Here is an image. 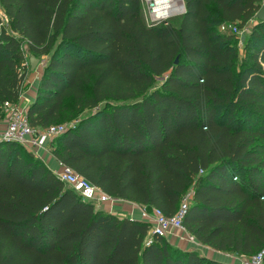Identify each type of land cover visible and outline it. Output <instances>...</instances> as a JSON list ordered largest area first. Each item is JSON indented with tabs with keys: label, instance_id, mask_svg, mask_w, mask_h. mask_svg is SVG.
Segmentation results:
<instances>
[{
	"label": "trees",
	"instance_id": "16d2710c",
	"mask_svg": "<svg viewBox=\"0 0 264 264\" xmlns=\"http://www.w3.org/2000/svg\"><path fill=\"white\" fill-rule=\"evenodd\" d=\"M143 1L0 0L12 30L0 20V121L21 101L26 41L49 56L30 125L74 121L49 145L62 165L168 217L192 190L189 235L255 256L264 251V0H184L178 27L147 24ZM250 22L242 53L221 26ZM151 230L85 201L34 151L0 139V264H225Z\"/></svg>",
	"mask_w": 264,
	"mask_h": 264
},
{
	"label": "built area",
	"instance_id": "2783aa9c",
	"mask_svg": "<svg viewBox=\"0 0 264 264\" xmlns=\"http://www.w3.org/2000/svg\"><path fill=\"white\" fill-rule=\"evenodd\" d=\"M221 30L230 31L241 36L245 33L246 28L240 29L235 24L224 23L221 26ZM6 107L7 115L5 118V127L0 129V139L20 143L34 151L41 159L46 161V157L50 152L49 145L51 140L64 133L67 130L68 124L54 125L44 129L34 128L29 123L27 107L21 109L18 105L11 103H7ZM54 172L80 197L85 201L94 203L96 206L121 201L120 199L112 198L68 166L62 165L59 170H55ZM234 180L236 181L237 178L235 177ZM192 196L193 191L191 190L183 198V201L174 216H165L159 209H153L149 214L144 213V216L146 217L145 220L152 224L151 233L166 236L174 230L187 232L183 225V219L190 206ZM191 241L194 242L196 239L191 236ZM242 264H264V251L255 256L249 257L247 260L243 261Z\"/></svg>",
	"mask_w": 264,
	"mask_h": 264
},
{
	"label": "crops",
	"instance_id": "0c3cea01",
	"mask_svg": "<svg viewBox=\"0 0 264 264\" xmlns=\"http://www.w3.org/2000/svg\"><path fill=\"white\" fill-rule=\"evenodd\" d=\"M43 73L44 70L40 72L38 80L35 82V85H33L36 86L35 88L36 90L30 93L28 96L27 94L25 95L22 94L21 96V100L26 97L25 100L26 103H28L27 104L28 106L32 101H34L37 95L38 86ZM3 127H5V119L0 121V129H2ZM45 162L53 171L59 170L62 167V164L51 154V152H49V154L47 155ZM96 207L103 209L107 212H110L112 214H116L123 217L127 216L131 219L141 220V221H146L145 220L146 217L144 216V213L149 214L153 210L127 200L111 202ZM166 237L168 238L169 242L176 247H179L186 251H196L201 256H204L208 259L214 260L219 263L242 264L243 261L249 258V256H245V255L241 256L231 252L218 251L210 246L203 245L197 241L192 242L189 233L184 231L174 230L171 233H169V235H166Z\"/></svg>",
	"mask_w": 264,
	"mask_h": 264
},
{
	"label": "rangeland",
	"instance_id": "374dc122",
	"mask_svg": "<svg viewBox=\"0 0 264 264\" xmlns=\"http://www.w3.org/2000/svg\"><path fill=\"white\" fill-rule=\"evenodd\" d=\"M156 0H144L143 1V15H144V18L147 22V24H152L154 22H158V21H161V20H165V21H168L170 23H172L174 26H179L180 25V22L182 20V17L185 13V3H184V0H178L177 3L179 2V13L177 14H173L167 18H164V19H159L158 17H156L155 15H153L152 11L154 9V3H155ZM182 4L184 6V9H182ZM0 20L2 22V26H4L5 28H7V30L9 32H12L11 30V27L9 26V20H8V17L6 16V14L4 13V11L0 10ZM254 25V22H250L248 24V26H246V31L243 35L241 36H238V40H239V43H238V47H239V50L243 53L244 49H245V45L248 41V38H249V34L251 32V29H252V26ZM18 38H20L19 35H17ZM22 46L26 52V55H27V59H28V65H29V70H28V74H27V79H26V83H25V86H24V89H23V94H27V96L34 92L36 89V86H33L35 85V82L38 80V77H39V74L40 72H42L46 66V64L48 63V60H49V56H39V64L38 66L32 70V64H31V56H33V54L29 51V45L26 41H23L22 42ZM163 77H156V81H155V84L151 87V91L156 89V88H159L160 86V83L163 81ZM26 98V97H25ZM25 98H23L20 103L18 104V106L21 108V109H25L26 107L28 108V103H26V100ZM87 113H89V111L85 112L83 115H86ZM6 115H7V111H6ZM82 115V116H83ZM6 118V116L4 117V119ZM67 124H72L74 123V121H70V122H66ZM169 235V234H167Z\"/></svg>",
	"mask_w": 264,
	"mask_h": 264
},
{
	"label": "bare ground",
	"instance_id": "6f19581e",
	"mask_svg": "<svg viewBox=\"0 0 264 264\" xmlns=\"http://www.w3.org/2000/svg\"><path fill=\"white\" fill-rule=\"evenodd\" d=\"M177 1L178 0H156L152 11L153 15L159 19H164L173 14L179 13V2L177 3ZM182 9H184L183 4Z\"/></svg>",
	"mask_w": 264,
	"mask_h": 264
},
{
	"label": "water",
	"instance_id": "95a60500",
	"mask_svg": "<svg viewBox=\"0 0 264 264\" xmlns=\"http://www.w3.org/2000/svg\"><path fill=\"white\" fill-rule=\"evenodd\" d=\"M257 19H259L260 21H264V3L261 6L259 12L257 13ZM40 60L39 58H37L36 56H31V64H32V70H34L38 64H39Z\"/></svg>",
	"mask_w": 264,
	"mask_h": 264
}]
</instances>
